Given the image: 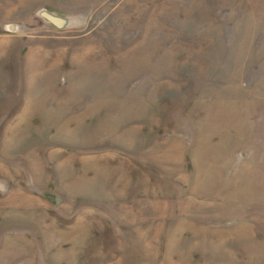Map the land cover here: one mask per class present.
Listing matches in <instances>:
<instances>
[{
  "label": "rangeland",
  "instance_id": "374dc122",
  "mask_svg": "<svg viewBox=\"0 0 264 264\" xmlns=\"http://www.w3.org/2000/svg\"><path fill=\"white\" fill-rule=\"evenodd\" d=\"M0 264H264V0H0Z\"/></svg>",
  "mask_w": 264,
  "mask_h": 264
}]
</instances>
